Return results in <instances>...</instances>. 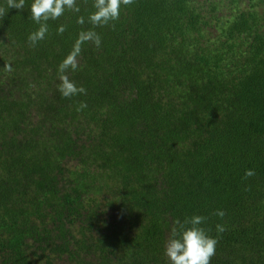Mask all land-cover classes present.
Here are the masks:
<instances>
[{
  "label": "trees",
  "instance_id": "trees-1",
  "mask_svg": "<svg viewBox=\"0 0 264 264\" xmlns=\"http://www.w3.org/2000/svg\"><path fill=\"white\" fill-rule=\"evenodd\" d=\"M31 2L0 21V264H170L193 215L210 264H264V0H134L94 29L77 0L34 47Z\"/></svg>",
  "mask_w": 264,
  "mask_h": 264
},
{
  "label": "clouds",
  "instance_id": "clouds-1",
  "mask_svg": "<svg viewBox=\"0 0 264 264\" xmlns=\"http://www.w3.org/2000/svg\"><path fill=\"white\" fill-rule=\"evenodd\" d=\"M6 6H0V21L7 15L9 10L15 9L21 12L25 8V0H5ZM134 0H93L92 10L89 12L87 21L95 27L108 25L119 19L121 6L131 5ZM80 12L77 0H32L30 4V12L32 20L38 25V28L28 35L30 46L43 40L48 33L49 20H57L65 14V11ZM77 23L85 24V17L79 16ZM93 29L81 30L75 40L71 51L64 57L58 65L60 73V83L58 91L65 98H71L78 94H85L86 89L83 86H77L65 73L71 69L77 70L78 57L85 42H92L97 48L101 45L99 34ZM66 31L64 25L57 28L58 34ZM7 71H12L11 65H4ZM86 103L81 102L77 111L86 108ZM255 172L251 169L245 170L244 178L252 177ZM224 212L219 210L215 215L223 217ZM205 217L193 215L184 221L176 220L171 229L169 239L166 242L164 252L168 257L170 264H210L211 258L215 255L217 239L210 236L208 232L201 227L205 221ZM218 233H222L225 229L221 224L216 225Z\"/></svg>",
  "mask_w": 264,
  "mask_h": 264
}]
</instances>
